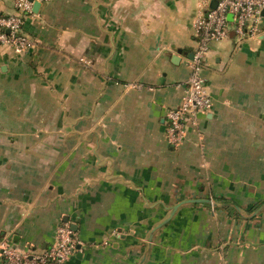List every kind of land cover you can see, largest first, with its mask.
<instances>
[{
	"label": "crops",
	"instance_id": "1",
	"mask_svg": "<svg viewBox=\"0 0 264 264\" xmlns=\"http://www.w3.org/2000/svg\"><path fill=\"white\" fill-rule=\"evenodd\" d=\"M211 2L48 0L39 48L0 45V241L44 251L66 221L65 264H264V21L212 44L201 133L165 136Z\"/></svg>",
	"mask_w": 264,
	"mask_h": 264
},
{
	"label": "built area",
	"instance_id": "2",
	"mask_svg": "<svg viewBox=\"0 0 264 264\" xmlns=\"http://www.w3.org/2000/svg\"><path fill=\"white\" fill-rule=\"evenodd\" d=\"M48 0H14L12 14H0V45L23 53L40 47L41 41L23 33L27 19L34 17V2ZM264 0H219L216 8L198 14L194 22L197 45L189 61L190 76L181 102L166 113L167 143L180 147L190 130L199 134L200 115L211 111L213 99L207 89L204 67L215 42L229 38L233 31L239 40L257 37L263 30ZM232 18V20H231ZM119 236L120 233H112ZM57 243L44 251L22 249L9 239L0 241L5 264H65L80 251L82 241L70 222L61 221L56 230Z\"/></svg>",
	"mask_w": 264,
	"mask_h": 264
},
{
	"label": "water",
	"instance_id": "3",
	"mask_svg": "<svg viewBox=\"0 0 264 264\" xmlns=\"http://www.w3.org/2000/svg\"><path fill=\"white\" fill-rule=\"evenodd\" d=\"M218 2H219V0H212L211 5H210L211 8H213V9L216 8L217 5H218ZM41 7H42V3L41 2H39V1H35L34 2V8H33V10H34L35 13H39ZM262 14L264 16V10L262 11ZM191 202H193V203H208V204H211L212 203V201L210 199H196V200H191ZM179 206H180V204L179 205H176L174 207L173 213L179 208ZM169 220L170 219H167L164 223H162V225L165 224L166 222H168ZM72 227H73L74 230H76L75 225L72 226Z\"/></svg>",
	"mask_w": 264,
	"mask_h": 264
}]
</instances>
